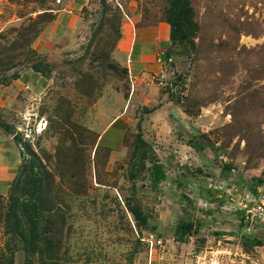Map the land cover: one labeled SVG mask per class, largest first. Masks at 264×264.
Masks as SVG:
<instances>
[{"label": "rangeland", "instance_id": "374dc122", "mask_svg": "<svg viewBox=\"0 0 264 264\" xmlns=\"http://www.w3.org/2000/svg\"><path fill=\"white\" fill-rule=\"evenodd\" d=\"M85 2L61 47L48 52L36 42L65 0H0V77L10 80L39 59L49 81L28 106L0 104V123L11 127L0 125V136L20 140L18 149L0 148V162L18 163L10 185L35 162L46 188L45 239L30 264H196L198 248L229 244L241 228L236 212L200 204L211 200L210 180L229 178L218 155L238 168L240 187L244 174L264 177V0H191L199 24L194 52L163 41L181 76L175 92L153 77L161 68L154 57L138 63L122 40L127 25L169 34V0ZM139 131L148 142L144 162L136 154ZM154 161L167 174L157 185ZM9 195L0 176V264L12 255L25 264L22 241L5 233ZM187 220L202 225L178 242ZM149 231L166 238L162 247L142 239ZM248 248L264 264V245Z\"/></svg>", "mask_w": 264, "mask_h": 264}, {"label": "trees", "instance_id": "16d2710c", "mask_svg": "<svg viewBox=\"0 0 264 264\" xmlns=\"http://www.w3.org/2000/svg\"><path fill=\"white\" fill-rule=\"evenodd\" d=\"M46 13L48 12H44V14ZM53 19L54 15L50 16V20L48 22H51ZM166 22L170 26V44L177 45L178 47H180V54L190 55L192 52H194L193 50H195L196 47L195 38L199 31V24L195 20V13L191 0H169V8L166 14ZM40 31L41 30L36 32L35 36H37ZM164 50H166L168 56H174L172 48L167 47V49ZM33 52L35 53L37 51L35 50ZM7 61L9 64L12 63L11 59ZM42 64V61L38 59L36 62L30 63L26 68H32L34 71L44 74L45 70ZM3 65H5V62L0 60V66ZM20 76L21 72L16 71L11 76L10 80H5L4 77H0V85H7L12 80L17 79ZM180 80L181 76L177 75V79L173 81V85H167L164 88L168 91L175 92L173 86H177L178 84L180 86ZM141 121L142 120L140 119V122ZM0 125L6 130L11 129L10 125H8L5 121L1 122ZM14 138L15 142L19 144V137L15 135ZM146 146H148V142L144 139L141 131H139V133L136 135V154L141 155L143 162L146 160L147 155L149 153V151L147 152L145 149ZM149 149L150 151L152 150L151 146H149ZM201 149L202 148H200L199 150ZM35 166L36 163L32 162L29 166V172L26 171L24 177L20 175L18 180L14 181V183L10 185L9 197L11 199V206L6 214V218L4 221L5 233L17 237L18 240L22 241L23 243V248L26 254L25 264L32 263V256L34 254L42 252V242L45 239V232L42 225L47 210L45 197L46 188L43 185L42 177L35 176ZM224 167L229 170L232 168L229 164H225ZM151 170L153 175L152 180L155 185L159 184L162 179L167 177L163 166L157 163V161L152 162ZM254 179L257 183L264 182V177H256ZM208 191V198H211V201L219 203L223 202L222 198L217 197V191H214L212 189H209ZM131 210L135 217H137L138 213L133 209ZM201 225L202 223L200 221L197 223L192 220H187L186 222H183L176 231V237L178 238L177 241L186 242L185 240L187 239V237L191 236L194 232H199V228L201 227ZM149 232L159 235V233L155 231ZM233 234H235V232H233ZM241 242L244 248L247 251L251 252L252 250H249L248 248L249 245H264V237H258L255 234H244L241 238ZM7 263L14 264L13 255L10 257Z\"/></svg>", "mask_w": 264, "mask_h": 264}, {"label": "built area", "instance_id": "2783aa9c", "mask_svg": "<svg viewBox=\"0 0 264 264\" xmlns=\"http://www.w3.org/2000/svg\"><path fill=\"white\" fill-rule=\"evenodd\" d=\"M156 61L161 68L154 71L153 77L163 87L172 86L178 75L174 56H168L163 49L157 55ZM173 88L176 89L175 86ZM218 159L222 167L228 162L223 153L218 155ZM237 174L238 168L232 167L227 182L210 180L208 183L209 189L217 191V197L223 199L222 203L201 199L200 204L208 207L216 203L236 212L242 226L229 238L234 240L231 243L223 244L218 240L216 244L207 243L198 248L195 253L196 264H259L258 258L244 248L241 238L244 234L256 235V232L264 230V182L257 183L252 176L244 174L241 178L244 186L240 187L237 184ZM142 239L152 248L162 247L167 241L165 237L152 232Z\"/></svg>", "mask_w": 264, "mask_h": 264}, {"label": "crops", "instance_id": "0c3cea01", "mask_svg": "<svg viewBox=\"0 0 264 264\" xmlns=\"http://www.w3.org/2000/svg\"><path fill=\"white\" fill-rule=\"evenodd\" d=\"M85 4V0H65V6L62 9H58V20L52 24L49 34L44 35L46 37L42 36V38L36 42V46L40 51L45 50L52 52L61 47L64 42L62 36L67 34L66 29L68 25L71 27L70 30L75 26L74 11L77 12L78 9L80 7L82 8ZM122 32V40L127 46L129 45L127 48L131 49L130 57L133 56L138 63H142L149 57H154L155 63L158 66L156 58L159 54V50L164 49L163 41L166 40L168 41L167 44H170L168 33H163L159 27L138 28L133 32L129 25H127L125 31ZM139 38H141L140 40L142 43L141 47L136 51V43ZM150 45L152 46L151 48H149ZM153 51L155 54H153ZM48 83L49 81L46 77L40 75V73L34 71L32 68H26L21 72L19 78L12 80L7 85H0V104H12L16 100L28 106L30 96L43 92L48 86ZM5 144H9L8 141H5L4 137L0 136V148H3ZM12 145H16L18 149V145L15 141L9 144L10 149ZM15 161V158L9 160L5 157L3 162H0V176L4 181H7L8 189L14 177V173L11 171L16 168L18 164Z\"/></svg>", "mask_w": 264, "mask_h": 264}, {"label": "bare ground", "instance_id": "6f19581e", "mask_svg": "<svg viewBox=\"0 0 264 264\" xmlns=\"http://www.w3.org/2000/svg\"><path fill=\"white\" fill-rule=\"evenodd\" d=\"M28 115H31V114L29 113ZM39 126H40V124H39ZM45 126H46V124H45V120H44V122L41 123V128L39 130H42Z\"/></svg>", "mask_w": 264, "mask_h": 264}]
</instances>
